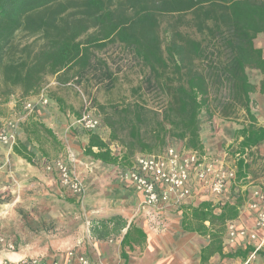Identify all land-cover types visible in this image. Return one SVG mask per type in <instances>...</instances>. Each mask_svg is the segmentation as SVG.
I'll return each instance as SVG.
<instances>
[{"label": "trees", "instance_id": "16d2710c", "mask_svg": "<svg viewBox=\"0 0 264 264\" xmlns=\"http://www.w3.org/2000/svg\"><path fill=\"white\" fill-rule=\"evenodd\" d=\"M187 13L193 15L197 30L211 35L210 39H193L175 31L164 45L161 19ZM261 35L264 0H0V99L8 102L17 91L21 98L36 96L49 77L68 82L73 73L82 80L92 67V49L120 43L148 68L144 81L148 87H159L165 103L160 114L138 103L113 107V116H106L104 122L112 130V140L119 138L117 128L127 131V140L122 141L125 154L113 156L109 146L89 132L84 156L124 166L135 151L153 153L169 140L180 142L179 149L205 155L202 115L210 122L216 116L234 122L243 114L245 122L235 132L236 147L232 146L237 157L233 182L246 187L250 153L264 145V126L253 112L256 102L252 99L255 94L264 98V52L255 46ZM249 71L261 75L258 83L252 82ZM102 76L113 79L108 69ZM19 156L33 163L32 154ZM243 203L239 198L221 208L209 203L183 208L184 230L210 239L202 261L215 255L247 259L253 252V247L234 254L223 252L225 224L239 217ZM195 221L196 227L192 226ZM129 233L122 241L123 249Z\"/></svg>", "mask_w": 264, "mask_h": 264}, {"label": "crops", "instance_id": "0c3cea01", "mask_svg": "<svg viewBox=\"0 0 264 264\" xmlns=\"http://www.w3.org/2000/svg\"><path fill=\"white\" fill-rule=\"evenodd\" d=\"M51 84L49 95L47 93L49 100L47 105L40 103L39 94L28 98L11 97L8 102L0 99L2 124L8 120H15L18 123L15 145H0V165L13 166L14 163L23 162L34 168L38 162L40 169H37L38 167L35 169L55 174L59 181L57 162H67L69 153L77 155L79 159L75 168L83 182H87V187L89 186L88 195L85 194L84 199L79 200L77 196L62 187L60 181L59 184L66 194L84 202L83 214L90 219L87 222L88 235L52 241L47 249L36 250L32 249V245L1 234L0 264L4 262L18 264L33 258H43L47 263L68 264L69 252L85 256L93 264H242L246 260L245 255L232 259L215 255L202 261V251L210 244V239L197 232L184 230L182 211L185 207L197 208L203 203L221 208V205L225 204L234 205L241 198L244 203L239 208V217L231 222H235L238 228L250 233L256 229V216L250 210L249 204L255 200L254 194L263 192L262 190L249 186L237 190L236 182H232L226 193L217 197L211 194L206 182L200 181L193 175L189 184L191 195L184 202L178 204L174 196H170L158 209L150 211L144 207L142 195L131 183L121 180L118 174L121 169L131 168L138 155L159 154L160 148L153 153L139 152L124 166L90 162L84 157V149L89 143V133L82 135L71 130L72 135H70L66 131L70 127L79 128L78 121L82 117L79 103L74 102L69 96L72 91L69 86L73 84L59 81L57 77H53ZM28 102L33 104L31 112L25 110V104ZM104 119H99L100 129L94 133L109 146L113 156L117 154L114 153L112 144L125 154L122 141H119V138L112 140V130ZM45 129L52 135L47 134ZM20 153L32 154L33 163L30 164L20 157ZM205 154L214 158L207 152ZM214 159L218 164H224V159ZM71 164L73 170L74 163ZM106 170L110 172L108 177L106 173H102ZM3 171H6L5 168ZM76 202L75 199L71 200V203ZM215 212L220 214L221 210L217 209ZM112 218L114 221L108 222ZM229 223L225 224L224 254H234L253 247L248 238L242 237H238L233 245H228ZM196 225L197 222H193L192 226L196 227ZM205 225L210 226L209 222ZM129 230L127 246L123 249L122 241ZM17 243L20 244L16 246ZM10 246H13L14 250H10ZM263 254L264 251L259 253L253 264H264Z\"/></svg>", "mask_w": 264, "mask_h": 264}, {"label": "rangeland", "instance_id": "374dc122", "mask_svg": "<svg viewBox=\"0 0 264 264\" xmlns=\"http://www.w3.org/2000/svg\"><path fill=\"white\" fill-rule=\"evenodd\" d=\"M175 31L198 40L208 41L211 37V35L205 36L197 30L191 13L168 15L161 19V37L164 45ZM31 42L33 41H24L23 43ZM255 46L264 52V35L257 38ZM92 55V67L82 80L73 73L69 74L68 82L73 84V86H69L72 89L69 96L74 102L79 103L81 114L85 111L84 99L89 103L88 112L91 116L93 113V117L95 115L100 120L106 116L112 117L113 107L134 103L141 104L160 114L165 97L160 94L159 87L146 85L144 80L149 76V70L134 57L128 48L120 43H114L108 45L104 50L92 49ZM199 66L202 67L200 64ZM107 69L113 79L105 76L100 77ZM249 74L254 83H258L261 79V75L256 71H249ZM52 80L53 77H49L43 86V88L49 87L48 95L52 87ZM16 94V97H20L18 91ZM252 99L256 102L253 112L260 124L264 126V98L260 94H255ZM100 106L104 108V111ZM93 108H95L94 111ZM244 119L243 114L234 122H227L218 116L210 122L205 113L201 117V139L205 151L214 158L224 159L225 168L235 169L237 157L232 153L234 149L232 146L236 147L234 135L237 130L242 128ZM1 124L2 121H0V126ZM78 126L80 127H70L66 131L70 135H72L71 130L82 135L89 133V131L81 129V125ZM99 129L100 127L96 131ZM117 130L118 140L126 141L127 131L121 128H117ZM179 144L181 143L169 140L165 147L160 148V153L171 145L181 148ZM112 145H114V153L118 157H122L124 153L122 154L115 144ZM138 153L137 150L132 157ZM72 155L73 171L82 181L86 195H88L89 186L87 187V182H83L75 168L79 158L77 155ZM84 157L80 156L82 159ZM86 159L92 162L90 158ZM248 160L251 171L247 186L258 188L264 192V145L250 153ZM36 167L40 169L38 162L34 168L23 162L14 163L13 166L0 165V235L3 234L8 238L32 245V249L36 250L47 249L52 241L79 236L86 237L88 235L87 222L90 219L83 214L84 202L78 201L72 195L62 191L55 174L52 175L44 170L39 171L35 169ZM4 168L6 171H3ZM102 173H106L105 175L108 177L110 172L106 170ZM89 181L91 180L89 179ZM240 186V183L236 181L237 190H240ZM73 199L77 202L71 203ZM19 244L17 243L16 246Z\"/></svg>", "mask_w": 264, "mask_h": 264}, {"label": "built area", "instance_id": "2783aa9c", "mask_svg": "<svg viewBox=\"0 0 264 264\" xmlns=\"http://www.w3.org/2000/svg\"><path fill=\"white\" fill-rule=\"evenodd\" d=\"M47 87L39 93L40 103H49ZM85 111L78 121L84 130L95 132L100 127V120L91 116L88 112L89 103L84 99ZM25 110L31 112L33 104H25ZM18 123L8 120L0 126V145L13 146L17 141L16 131ZM66 161L57 162V172L62 187L66 188L79 200H83L86 189L80 178L72 170L73 155L69 153ZM208 184L211 194L220 197L227 191L228 186L236 179V170L225 168L224 164H218L212 157L200 155L197 152L185 151L174 146H168L159 154H140L135 158L133 166L129 169H121L118 177L131 183L136 191L143 197V205L150 211L156 210L161 203L174 196L176 203L180 204L191 195L189 186L192 176ZM255 200L249 207L255 213V230L248 233L240 229L235 222L227 226V242L233 245L238 237L248 238L253 245V252L242 264H253L260 252L264 251V193L259 191L254 194ZM14 250L13 246L9 247ZM68 264H93L85 256L68 253ZM3 264H12L4 262ZM18 264H58L47 263L43 258L24 260Z\"/></svg>", "mask_w": 264, "mask_h": 264}]
</instances>
